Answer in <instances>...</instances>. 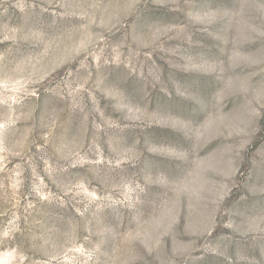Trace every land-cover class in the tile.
<instances>
[{
    "label": "rangeland",
    "instance_id": "1",
    "mask_svg": "<svg viewBox=\"0 0 264 264\" xmlns=\"http://www.w3.org/2000/svg\"><path fill=\"white\" fill-rule=\"evenodd\" d=\"M0 264H264V0H0Z\"/></svg>",
    "mask_w": 264,
    "mask_h": 264
}]
</instances>
